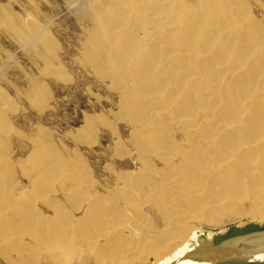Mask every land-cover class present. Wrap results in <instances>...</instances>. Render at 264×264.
<instances>
[{"label":"bare ground","instance_id":"1","mask_svg":"<svg viewBox=\"0 0 264 264\" xmlns=\"http://www.w3.org/2000/svg\"><path fill=\"white\" fill-rule=\"evenodd\" d=\"M86 1L95 23L91 60L107 66L112 81L130 93L123 109L131 112V103L137 104L134 113L146 120L132 138L155 150L141 157L136 181L122 177L123 199L112 198L116 191L109 200L86 197L83 216L76 219L42 216L27 190L9 196L0 186V264H24L41 253L51 264H68L85 242L117 264H206L187 255L202 230L198 222L264 221V26L242 0ZM173 118L179 119L174 131L160 128ZM45 155L43 166L63 169L51 185L77 178L60 154ZM0 162L5 169L6 157ZM4 169L0 179L7 178ZM39 175L32 177L33 189L43 182ZM75 188L62 193L71 198ZM125 190L149 195L164 232L146 224L139 197L138 202ZM45 197L53 211L60 209L56 198ZM245 200L249 211L242 209ZM125 217L131 222L113 223ZM23 225L31 228L28 240L15 234ZM231 254L226 247L218 255Z\"/></svg>","mask_w":264,"mask_h":264},{"label":"rangeland","instance_id":"2","mask_svg":"<svg viewBox=\"0 0 264 264\" xmlns=\"http://www.w3.org/2000/svg\"><path fill=\"white\" fill-rule=\"evenodd\" d=\"M242 1L250 15L264 26V0ZM87 7L86 0H0V157L5 156L8 161L5 169L3 166L4 171L7 169L4 172L7 178L0 179V186L10 192L9 196L27 190V200L33 202L35 209L53 219L83 216L85 198L91 195L104 201L117 193L112 198L123 199L119 193L125 189L122 177L136 181V173L144 167L141 157L149 149L155 150L153 145L136 143L132 138L146 120L135 114L137 104L131 103L135 106L131 112L126 107L123 109L124 96L130 93L117 85L115 76L110 77L107 66L91 60L94 48L90 31L95 23ZM22 32L33 37L29 39ZM178 120L173 118L160 128L174 131L172 124ZM175 134L184 145L183 135ZM41 153L43 156L60 154L68 163L64 168L72 166L77 178L66 180L63 186L51 185L49 182L63 169H47L41 164ZM154 162L160 167L158 161ZM39 174L43 175V182L33 189V178ZM67 188H75L77 193L67 198L62 193ZM125 191L131 198L139 197ZM46 194L58 200L60 209L53 211L44 200ZM148 199L149 195L143 194L138 198L140 202L137 200L142 203L139 205L145 222L150 228L157 227L164 232L163 218ZM242 209L249 211V200L243 202ZM247 219L227 217L219 225L207 222L197 225L202 229L199 234H207ZM113 220H117L113 223L131 222L126 217ZM30 232L28 225L15 230L16 235L26 240ZM85 243L75 247L68 264H117L114 256L99 255ZM24 264L51 263L41 253L27 256Z\"/></svg>","mask_w":264,"mask_h":264},{"label":"water","instance_id":"3","mask_svg":"<svg viewBox=\"0 0 264 264\" xmlns=\"http://www.w3.org/2000/svg\"><path fill=\"white\" fill-rule=\"evenodd\" d=\"M230 248V256L219 252ZM191 260L206 264H264V221L232 224L225 230L198 234L187 253Z\"/></svg>","mask_w":264,"mask_h":264}]
</instances>
